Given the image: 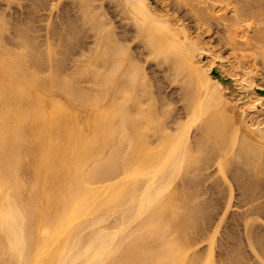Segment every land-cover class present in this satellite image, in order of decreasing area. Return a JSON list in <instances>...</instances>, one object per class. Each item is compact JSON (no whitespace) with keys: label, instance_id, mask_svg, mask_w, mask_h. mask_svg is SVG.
<instances>
[{"label":"bare ground","instance_id":"1","mask_svg":"<svg viewBox=\"0 0 264 264\" xmlns=\"http://www.w3.org/2000/svg\"><path fill=\"white\" fill-rule=\"evenodd\" d=\"M13 1L0 0V264H246L243 240L264 260V117L253 99L232 97L261 76L264 0H43L59 11L62 47L86 31L76 65L87 91L67 89L86 84L80 77L25 67L8 46L22 44L7 35ZM212 26L233 56L213 45ZM23 30L13 34L22 40ZM153 60L187 74L185 114L174 120ZM213 160L239 190L235 201L230 185L211 184L223 213L238 209L227 242L214 233L201 250L191 228L208 233L201 223L218 204L196 177Z\"/></svg>","mask_w":264,"mask_h":264},{"label":"rangeland","instance_id":"2","mask_svg":"<svg viewBox=\"0 0 264 264\" xmlns=\"http://www.w3.org/2000/svg\"><path fill=\"white\" fill-rule=\"evenodd\" d=\"M42 3H43V0H14L12 3H11V7L9 8V9H7V13L9 14L8 15V18L12 21V26H14L15 25V23H16V27L14 26V27H12L11 26V29H10V33L8 32L7 33V35L8 34H10V35H8V36H10L9 38H11L10 40L11 41H13L14 40V42H22V44L20 45V48L19 47H17L16 45L14 46V44H8V46L9 47H11V48H13V49H15V50H22L21 52L23 53L22 55H23V59H24V61H26V63L23 61V63H24V65H25V67H27L28 69H29V71H32V67H33V69H35L34 68V66L36 67V66H38L39 64L41 65V67H43V70L44 71H39V74L40 75H43V76H48V75H50L51 73L52 74H57L56 76H58V78H59V80L61 79H64V78H70V75L72 76V77H74V76H77V77H80V79L82 80V84H84V83H86L85 82V78L87 77V74H80V73H82V72H78V71H80V69L78 68V66L76 65V64H79V65H85V64H82V63H85V58H86V56H82V55H80V53H81V51H83L84 49H86V47L88 46V44H87V41H89V39L88 38H86V37H84V34L86 33V31L81 27H78V31H77V35H75L74 37H72V38H74V39H72V38H69L71 41H69V39H68V43H67V47H62V44H61V42L59 41V39H58V36L56 35V33H55V29L56 28H58L57 26H59V22H60V20H58V14H59V11H57V9L55 10V8L54 9H51V8H48V6H44V5H42ZM44 4V3H43ZM46 7V8H45ZM47 9V10H46ZM45 10V11H44ZM10 12H11V14H10ZM16 12V13H15ZM15 13V14H14ZM52 13V14H51ZM54 14H57V15H54ZM11 15V16H10ZM10 16V17H9ZM58 17V18H57ZM56 19H57V21H56ZM17 20H19V22L20 23H18V21ZM13 23H14V25H13ZM17 23H18V25H17ZM54 23H55V25H54ZM57 23H58V25H57ZM189 24L192 26V29L194 30V26H193V23L192 22H189ZM22 25V26H21ZM49 25V26H48ZM51 25V26H50ZM17 26H20L19 28H17ZM56 26V27H55ZM213 26H216V25H213ZM212 26V27H213ZM211 27V28H212ZM217 27V26H216ZM216 27H213V33L211 32L210 33V31H212V30H210L209 32H208V35L210 36V38L212 37V43H213V45H215L214 43H216V47L218 48V51L221 53V54H223L224 56H229V53H230V46H228L227 47V42L226 43H224L225 42V40H224V42H223V40L221 39H219L218 40V38H220L219 37V35L217 34L215 37L214 36H212V35H215L216 34V32H215V29H216ZM15 28V29H14ZM18 30V31H20V32H22V30L24 29L25 30V37H23L22 38V40L20 39V38H18V37H16L13 33L14 32H17V31H15V30ZM22 29V30H21ZM84 31H83V30ZM14 30V31H13ZM24 30H23V32H24ZM54 30V31H53ZM58 30V29H57ZM81 30V31H80ZM12 31V32H11ZM48 31V32H47ZM84 34H83V33ZM214 32H215V34H214ZM210 33V34H209ZM12 34V35H11ZM46 34H48V35H46ZM207 35V37H209ZM48 36V37H47ZM15 38V39H14ZM85 38V39H84ZM16 39H20L19 41L17 40L16 41ZM84 39V41H82ZM214 39V40H213ZM215 39H217V40H215ZM57 40V41H56ZM85 40H87V41H85ZM25 41V42H24ZM50 41V42H49ZM82 41V42H81ZM218 41V42H217ZM223 42V43H220V42ZM23 42H24V44H23ZM79 43L81 44V46H79ZM84 43V44H83ZM60 44V45H59ZM219 44V45H218ZM224 44V45H223ZM24 45H25V47H24ZM82 45H84V46H86V47H84V46H82ZM221 45H223V46H221ZM226 45V46H225ZM229 45V44H228ZM72 46V47H71ZM227 47V48H225V47ZM79 47H81V49H79ZM221 48V50H219L220 48ZM21 48H23V49H21ZM84 48V49H83ZM222 48H224V50L222 49ZM65 50L66 49V51H64V52H62V50ZM74 49V50H73ZM78 49V50H77ZM227 49V50H226ZM77 50V51H76ZM226 50V51H225ZM24 51V52H23ZM73 51V52H72ZM80 51V52H79ZM224 51V52H223ZM228 51V52H227ZM62 52V53H61ZM225 52H227V53H225ZM233 52V53H232ZM232 54V56H233V54H234V51H232L231 50V53H230V55ZM25 57V58H24ZM64 57V58H63ZM35 59H37V60H35ZM78 59V60H77ZM82 59V60H81ZM232 59H235V58H232ZM80 61V62H79ZM236 61V60H235ZM39 64H38V63ZM76 62V63H75ZM151 62V61H150ZM148 63L147 62V65L149 66V67H151V68H149L148 70H149V72L150 73H152L153 75H151L152 77H155V78H153L154 79V81H155V79L157 78L158 79V82H156L157 83V87H155V92H156V94H159L160 93V91H158V88H161L162 89V91H161V94H162V92H164L163 93V96L164 95H166V94H168L167 95V97L166 96H161L160 94V96H159V99L161 98L162 99V101H161V99L159 100V101H161V103L162 102H164L168 97H173V98H171V99H175L174 101H172V100H168L167 99V101H169V104H170V101H172L171 102V104H173V106L170 104L169 105V107H170V109L172 110V114L171 115H169V120H174L178 115H180V113L182 112V113H184L185 114V97L187 96V94H188V92H189V86H187L186 85V82H184V80L187 78V74L185 73V72H183V73H180V74H178V73H174L173 74V72L171 73V71L172 70H169L170 71V74H169V71L168 70H166L165 68H161L160 69V72L158 71L159 69L158 68H156V67H154L153 68V66H154V63L156 62H154V60L151 62V63ZM154 62V63H153ZM257 62H258V60H257ZM256 62V63H257ZM39 65V66H40ZM151 65V66H150ZM255 64H253L252 66H254ZM258 65V66H257ZM256 65V67H258V68H256L255 66L253 67V68H256L257 70H258V72H259V74H261V76L259 75V76H256V75H258V73H256V75H255V77L256 78H254L255 80V82H254V84H255V87H256V90H248L249 91V93L248 94H246V93H242V92H233V94H232V97L233 98H235V100L236 99H241V100H245V99H250L251 101H252V99H253V102H252V106H251V108L253 109V110H255V111H259V113H261V115H262V117H264V98H263V96H264V65H261V64H259V62H258V64ZM77 66V67H76ZM147 66V67H148ZM146 67V68H147ZM46 69V70H45ZM156 69V70H155ZM158 69V70H157ZM255 69V70H256ZM51 70V71H50ZM52 70H53V72H52ZM164 70V71H163ZM34 71V70H33ZM156 71H158V72H156ZM166 71L168 72V73H166ZM56 72V73H55ZM156 72V73H155ZM77 73V74H76ZM165 73H166V75H165ZM167 74H168V76L170 77H168L167 78ZM155 75V76H154ZM164 75H165V77H164ZM174 75V76H173ZM263 75V76H262ZM178 76V77H177ZM257 77H260V78H258L257 79ZM159 78H160V81H159ZM185 78V79H184ZM257 79V80H256ZM261 80V81H260ZM159 82H160V84H159ZM185 83V84H184ZM89 85V82L88 83H86V84H84L83 86H78V88H77V86L74 88L73 86H71L72 87V89H71V87L69 86L67 89L70 91V90H75V89H80V90H82L83 88V91L85 90V89H89L90 88V86H88ZM159 86H161V87H159ZM164 86V87H163ZM182 86V87H181ZM183 86H184V88H183ZM186 86V87H185ZM83 87V88H82ZM188 87V88H187ZM186 88V89H185ZM87 89V90H88ZM184 89V90H183ZM87 90H85V91H87ZM160 90V89H159ZM186 90V91H185ZM236 90H238V89H236ZM261 90V91H260ZM165 91H167V92H165ZM176 91H178L177 93H176ZM181 91H183L182 92V94H181ZM253 91V92H252ZM159 92V93H158ZM169 92V93H168ZM173 92H175V93H173ZM185 92V93H184ZM254 94V95H253ZM172 95V96H171ZM173 95H175V96H173ZM180 95V96H179ZM184 95V96H183ZM242 95V96H241ZM246 95V96H245ZM252 95H253V97H252ZM182 96V97H181ZM240 96V97H239ZM166 97V99H164ZM238 97V98H237ZM245 97V98H244ZM178 99V100H177ZM179 99H180V101H179ZM164 100V101H163ZM176 100H177V102H176ZM256 102V103H255ZM176 105V106H175ZM180 105H181V107H180ZM173 108V109H172ZM176 108V109H175ZM178 108V109H177ZM180 109H182V110H180ZM259 109V110H258ZM263 109V110H262ZM178 111H180V112H178ZM181 113V114H182ZM174 115V116H173ZM195 128V129H194ZM196 128H197V130H198V125H197V127L195 126H193V128H192V131H193V129L195 130V132H197L196 131ZM191 131V133H193ZM194 134V133H193ZM212 162H214L213 163V165L207 170V172L206 171H203L202 173H207L206 174V176H207V178H206V176H205V174H202V173H198L199 175L196 177V179H198V184H200V186H198V190L199 191H204V188H205V190L206 191H204V192H202V194L203 193H205L204 194V197L206 196V198L208 197V198H214V201L218 204L217 206H216V208L217 209H209L208 211H207V215L209 216V219L210 220H208V218H207V220L206 219H204L203 221H201V222H203V223H201L202 224V227L205 229L206 228V230L208 231V233L206 232V231H204L203 229H202V231H201V233L200 232H198V230L196 229V228H191V232L194 230V233H193V235H194V238H197V239H195L197 242H198V244L196 245V247H198V249H200V248H203V249H201V250H204V248L206 249V247H207V249H208V244H209V238H210V240H211V238L213 237V235H214V233H216V238L217 239H219L220 241H222L223 243H225V242H227V240H225L224 239V237H225V232H227V229L228 230H231V231H234V229L232 228V227H230L229 226V223L231 222V218L229 217L230 215H231V211L233 212V210H235V208H237V207H232L231 209H230V211H228V213L226 212L225 214L223 213V209H224V204L225 203H222V204H220L221 202H224V200L223 199H221L220 200V193H219V195H218V193L216 192L217 191V188H215V190H214V188H213V185L214 184H217L219 181V183H222L220 186H223V188H228V185H230L229 186V188H228V190L230 191V190H233V192H234V194H235V196L236 197H234V200L235 201H238L237 200V196H238V192H239V190L237 191V188H236V186H235V183L234 182H236V181H234V179L232 180V178L230 179V176H229V173H231L232 171L230 170H228L229 171V173H228V171H227V173H226V176L224 175L225 173H223V172H219L218 170H217V166H215L216 164H215V161L213 160ZM215 164V165H214ZM215 166V167H214ZM214 167V168H213ZM210 169H214V172L213 171H211ZM210 171V172H209ZM216 171H218V173H216ZM210 173H212V174H210ZM214 173V174H213ZM220 173H222V174H220ZM209 174V175H208ZM215 174H217L216 176H215ZM218 174H219V176H218ZM212 175H213V178H212ZM222 175H224L223 176V178H222ZM202 177V178H201ZM204 177H205V179H204ZM209 177V178H208ZM216 177V178H215ZM217 177H218V179H217ZM221 179H220V178ZM200 178V179H199ZM210 178H212V179H210ZM206 179H208V180H206ZM216 179H217V181H216ZM226 179H228V180H226ZM202 180H205V181H202ZM213 181V182H211V181ZM226 180V181H225ZM230 180H231V183L233 184H229L228 182H230ZM222 181H224V182H222ZM201 182V183H200ZM209 184H208V183ZM217 182V183H216ZM226 182V183H225ZM203 183H205V184H203ZM202 184V185H201ZM211 184H213L212 186H211ZM204 185V186H203ZM205 185H206V187H205ZM208 185V186H207ZM225 185H226V187H225ZM231 185H232V187H231ZM209 186H210V188H209ZM200 187V188H199ZM201 188H203V189H201ZM211 188H213V190L211 189ZM232 188V189H231ZM234 188V189H233ZM211 190V191H210ZM227 190V191H228ZM237 191V192H236ZM207 193V194H206ZM209 193V194H208ZM211 193V194H210ZM213 193H214V195H213ZM228 193V192H227ZM230 193V192H229ZM208 195H210V196H208ZM203 196V195H202ZM215 196V197H214ZM217 197H219L218 199H217ZM218 201H219V203H218ZM220 204V205H219ZM220 209H219V208ZM218 209H219V211H218ZM238 209V208H237ZM212 210H215L214 212H216V213H212ZM210 211V212H209ZM218 213V214H217ZM214 214V215H213ZM217 214V215H216ZM223 214V215H222ZM213 215V216H212ZM224 216V217H223ZM210 217H212L213 218V220H211V218ZM216 219V220H215ZM207 221V222H206ZM210 221V223H209V225H208V222ZM263 221H264V219H263ZM214 222V223H213ZM216 222V223H215ZM228 223V224H227ZM223 227H222V226ZM204 226H206V227H204ZM208 228V229H207ZM215 228H217V229H215ZM231 228V229H230ZM211 231H210V230ZM213 229H214V232H213ZM233 229V230H232ZM218 230V231H217ZM241 230L243 231V232H241ZM225 231V232H224ZM237 231H240V232H238L239 233V235L241 236V238L242 239H245V233H244V226L243 225H241L240 227H239V229L237 230ZM206 232V233H205ZM197 233V234H196ZM200 233V234H199ZM213 233V234H212ZM207 234L209 235V237L207 236ZM212 234V235H211ZM222 234H223V236H222ZM197 235V236H196ZM204 236V238L205 237H207V238H203V236ZM206 235V236H205ZM199 239H201V240H199ZM208 239V240H207ZM199 240V241H198ZM204 240V241H203ZM224 240V241H223ZM219 241V242H220ZM200 242V243H199ZM207 242V243H206ZM243 242V243H242ZM242 242H240V245H242L241 247L243 248V250L244 251H246L245 252V255H243V260L246 262V264H264V260L261 258V257H258V256H256V254H255V252L250 248V246L243 240ZM246 243V244H245ZM202 244V245H201ZM216 249H217V255H215V256H217V258L215 257V259H217L218 260V256L220 255V253H223V250L220 248V247H216ZM220 249H221V252H220ZM219 253V254H218ZM248 254V255H247ZM246 256V257H245ZM254 257V258H253ZM251 258V259H250ZM262 259V260H261ZM248 260V261H247ZM263 261V262H262Z\"/></svg>","mask_w":264,"mask_h":264}]
</instances>
